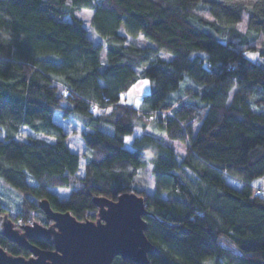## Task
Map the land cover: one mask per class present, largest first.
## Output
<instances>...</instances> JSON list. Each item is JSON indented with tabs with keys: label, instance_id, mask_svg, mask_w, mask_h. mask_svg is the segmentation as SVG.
I'll list each match as a JSON object with an SVG mask.
<instances>
[{
	"label": "trees",
	"instance_id": "16d2710c",
	"mask_svg": "<svg viewBox=\"0 0 264 264\" xmlns=\"http://www.w3.org/2000/svg\"><path fill=\"white\" fill-rule=\"evenodd\" d=\"M83 7L93 9L103 43L76 16ZM139 33L152 45H127ZM249 51L264 55V0H0V177L22 196L14 214L0 213L48 225L39 206L46 198L54 210L94 219V196L134 191L157 247L149 264H264V193H256L264 183L252 185L264 177V61ZM138 68L150 89L136 108L120 96ZM57 111L82 126L81 175ZM149 125L184 141V155ZM25 128L54 140L21 138ZM148 162L152 192L135 184ZM52 186L71 190L59 196ZM0 246L30 254L3 235ZM112 264L135 263L116 256Z\"/></svg>",
	"mask_w": 264,
	"mask_h": 264
},
{
	"label": "water",
	"instance_id": "95a60500",
	"mask_svg": "<svg viewBox=\"0 0 264 264\" xmlns=\"http://www.w3.org/2000/svg\"><path fill=\"white\" fill-rule=\"evenodd\" d=\"M97 215L79 220L69 211L51 208L39 200L48 225L37 221L16 225L7 213H0V235L27 249L28 256L8 252L0 246V264H112L116 256L135 264H149L157 247L145 234V199L134 191L116 199L94 196ZM30 239H42L52 248H41Z\"/></svg>",
	"mask_w": 264,
	"mask_h": 264
},
{
	"label": "rangeland",
	"instance_id": "374dc122",
	"mask_svg": "<svg viewBox=\"0 0 264 264\" xmlns=\"http://www.w3.org/2000/svg\"><path fill=\"white\" fill-rule=\"evenodd\" d=\"M93 14V9L90 7H83L82 9L78 10L76 12V16L80 17L82 19L83 25L86 27L88 31V35L90 36L91 40L94 43H103V39L101 36H99L91 26V16ZM122 33H126L124 28L122 27L120 29ZM134 44L137 47L143 48L152 45V41L145 36L143 33H139L137 36H128L127 45ZM160 57L164 59H170L172 58V53L170 52H161ZM248 58L256 61V62H263L264 61V55H259L257 51H249L247 52ZM100 59L102 63H105L106 61V48L105 45H103L101 51H100ZM143 68H138L136 70L137 79L136 81L120 96V102L131 104L133 107H139L141 104L142 96L147 93L150 89V83L147 77L143 76ZM188 76H185L184 80L180 83V87L175 92H172V97L176 96L177 94L181 93L183 87L189 83ZM147 81L148 83L145 84L144 82ZM56 122L63 125V127L68 132L67 137V143L69 147L75 151L78 152L80 155V167L78 170V174L83 173V166L85 162V145L84 141L81 135V124L78 123L75 120H72L71 118L63 117L62 113L60 111L56 112L55 116ZM143 130L142 128H136L132 135L127 137V142L125 143L126 146L130 147V143L132 141V138L134 135H138ZM145 131L147 132H154L156 135L161 136L165 141L171 143L178 151V156L181 157L184 155L186 151V143L181 140H170L167 138L165 132L159 128L154 127L152 125H149ZM28 136H37L46 138L49 141H53L54 137L51 135H46L42 132H36L30 128H25V130L21 133V138H26ZM3 138V132L0 130V139ZM151 164L148 162L144 166H142L139 169V173L135 177V184L140 187L146 188L148 191L152 192L154 190V176L150 171ZM225 179L228 183L234 186H240V182L237 181L236 178H232L230 176H225ZM264 183V177L259 176L252 180V185L260 186ZM50 189L54 192H56L59 196H66L69 194L71 188L69 187H61V186H52ZM21 193L18 189L13 187L11 184L6 182L4 179L0 177V201H2V207H6L11 214H14L17 211V207L20 205L21 202ZM17 223L25 224V221L18 218ZM219 264H227L224 261H220Z\"/></svg>",
	"mask_w": 264,
	"mask_h": 264
},
{
	"label": "built area",
	"instance_id": "2783aa9c",
	"mask_svg": "<svg viewBox=\"0 0 264 264\" xmlns=\"http://www.w3.org/2000/svg\"><path fill=\"white\" fill-rule=\"evenodd\" d=\"M256 193H264V186L262 188H257Z\"/></svg>",
	"mask_w": 264,
	"mask_h": 264
},
{
	"label": "snow or ice",
	"instance_id": "6c2138e0",
	"mask_svg": "<svg viewBox=\"0 0 264 264\" xmlns=\"http://www.w3.org/2000/svg\"><path fill=\"white\" fill-rule=\"evenodd\" d=\"M144 83H145V84H147L148 82H147V81H145Z\"/></svg>",
	"mask_w": 264,
	"mask_h": 264
},
{
	"label": "crops",
	"instance_id": "0c3cea01",
	"mask_svg": "<svg viewBox=\"0 0 264 264\" xmlns=\"http://www.w3.org/2000/svg\"><path fill=\"white\" fill-rule=\"evenodd\" d=\"M55 116H56V113H55ZM140 134V133H139ZM127 138V137H126Z\"/></svg>",
	"mask_w": 264,
	"mask_h": 264
},
{
	"label": "flooded vegetation",
	"instance_id": "af4514ba",
	"mask_svg": "<svg viewBox=\"0 0 264 264\" xmlns=\"http://www.w3.org/2000/svg\"><path fill=\"white\" fill-rule=\"evenodd\" d=\"M16 224V223H15ZM16 225H19L18 223Z\"/></svg>",
	"mask_w": 264,
	"mask_h": 264
}]
</instances>
